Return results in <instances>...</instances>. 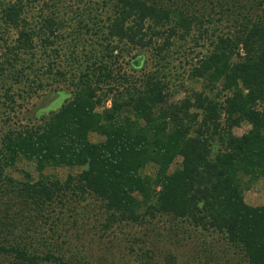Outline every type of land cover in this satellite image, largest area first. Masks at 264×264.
Returning a JSON list of instances; mask_svg holds the SVG:
<instances>
[{"label": "trees", "instance_id": "16d2710c", "mask_svg": "<svg viewBox=\"0 0 264 264\" xmlns=\"http://www.w3.org/2000/svg\"><path fill=\"white\" fill-rule=\"evenodd\" d=\"M54 1L0 0V78L8 71L5 78L36 86L48 77L65 81L66 71L50 57L39 68H24V55L33 56L30 64L38 48L58 55L55 42L64 37L66 20L52 9ZM95 2L106 14L99 27L100 57L69 79L71 97L31 126L11 124L10 113L1 123L0 264H69L26 239L43 238L46 231L37 226L50 224L57 206L72 196L98 199L107 214L104 228L118 222L143 225L166 215L216 233L223 250L238 253L246 264H264V202L245 201V191L264 177V0L209 1L231 24L191 61L188 76L200 80L202 90L175 102L158 75L131 87L126 80L109 83L115 80L113 54L122 43L157 46L159 52L172 45L173 36H190L195 27L206 34L204 18L211 16L206 2L202 8L199 0ZM37 3L39 14L28 15ZM10 31L12 42L5 37ZM240 44L243 56L237 54ZM3 86L6 109L13 110L16 100ZM108 99L110 107L99 110ZM243 123L249 129L235 135L232 129ZM26 163L36 178L19 167ZM57 168L78 171L64 179L46 173ZM211 256L200 263L223 264Z\"/></svg>", "mask_w": 264, "mask_h": 264}, {"label": "rangeland", "instance_id": "374dc122", "mask_svg": "<svg viewBox=\"0 0 264 264\" xmlns=\"http://www.w3.org/2000/svg\"><path fill=\"white\" fill-rule=\"evenodd\" d=\"M209 1L199 0L197 4V7L202 8L201 3L206 2L203 8L205 7L211 15L204 18L206 34L199 33L195 27L190 36L185 38L173 36L172 45L159 52L157 46L138 48L119 44L121 50L114 52L113 55L116 57L111 63L115 80L109 83L116 85L115 81L126 80L128 87H131L149 74L158 75L167 83L170 101L173 102L190 95L192 91H201L202 82L188 76L191 61L198 53L205 54L209 48V41L216 34L226 31L231 24L228 20L229 15ZM53 3L55 7L52 9L66 20L62 28L64 37L55 42L59 50L58 55L50 52L51 48L46 49L47 52H42L43 48H38L30 64L28 61L33 56L24 55L26 58L24 68L26 70L28 67L39 68L50 57L51 61L55 59L57 66L66 71L65 81L60 79L56 81L48 77L45 78L43 86H36L29 80L11 81L5 78L8 71L4 72L5 74L0 78V128L3 119L8 120L6 113L11 114L9 116L11 124L14 122L15 125L31 126L33 123H38L40 118L56 111L71 97L73 86L68 83L69 79L74 81L72 79L74 74L78 75L86 65L100 57L98 52L102 33L99 27L104 23L102 18L106 16L101 5L97 6L95 0H55ZM39 5L40 3L35 4V8L27 14L38 15ZM89 8L93 13H88ZM48 10L45 8L42 13L46 15L49 13ZM78 15H82L80 17L82 20ZM79 21L85 22L90 30H86L82 23L79 25ZM5 35L8 42L13 41V31ZM2 51L0 49V55ZM244 53L245 50L240 44L237 54L243 56ZM137 60L140 61L139 64ZM4 83L10 87L9 95L16 100L13 110L6 109L9 100H5L3 95ZM110 105L111 101L108 99L98 109L108 108ZM249 127V123H243L234 127L232 132L241 135ZM91 139L99 138L93 136ZM19 167L30 172L33 177H37L33 165L26 163L20 164ZM150 170V167L147 168L148 172ZM77 171L78 169L57 168L47 169L46 173L51 172L64 179L67 173ZM13 175L20 176L19 171H14ZM245 201L252 206L264 202V177L245 191ZM56 211L55 219H52L55 223L51 221L43 227L37 226L40 232L42 231L40 228L46 231L41 232L45 235L43 238L33 234L32 239L26 240H32V246L39 251L44 252L49 249L56 251L69 264H144V261H149L151 264H201L200 260L202 258L204 260L207 253L223 264H246L238 253H233V250L231 252L223 250L225 243L216 233L203 231L184 220L177 221L165 215L158 216L143 225L118 222L109 228H104L102 225L107 214L100 201L92 196L83 199L72 196L65 206H57ZM211 251H214L216 256L210 253ZM146 254H149L150 258ZM215 262L214 264H218Z\"/></svg>", "mask_w": 264, "mask_h": 264}]
</instances>
